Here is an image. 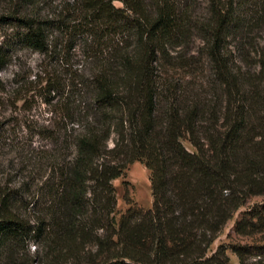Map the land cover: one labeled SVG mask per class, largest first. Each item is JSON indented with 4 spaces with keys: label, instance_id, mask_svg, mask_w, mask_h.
<instances>
[{
    "label": "trees",
    "instance_id": "1",
    "mask_svg": "<svg viewBox=\"0 0 264 264\" xmlns=\"http://www.w3.org/2000/svg\"><path fill=\"white\" fill-rule=\"evenodd\" d=\"M36 1L0 15V71L19 49L52 58V172L33 221L0 189V264L32 245L38 264H231L211 246L264 193V59L250 73L235 54L233 4L200 23L197 0H52L46 19L22 12ZM136 161L152 206L125 191L116 219L112 182Z\"/></svg>",
    "mask_w": 264,
    "mask_h": 264
},
{
    "label": "rangeland",
    "instance_id": "2",
    "mask_svg": "<svg viewBox=\"0 0 264 264\" xmlns=\"http://www.w3.org/2000/svg\"><path fill=\"white\" fill-rule=\"evenodd\" d=\"M62 0H56L60 2ZM16 0H0V15L18 10ZM231 2L239 16L238 34L229 39L235 54L243 61L244 69L253 73L259 61L264 59V0H220ZM52 0H37L25 6L24 14L46 19L52 15ZM117 7H122L118 2ZM210 0H197L195 8L200 23L210 18ZM17 9V10H16ZM10 26H0V42ZM200 44L194 42V50ZM72 69H78L79 51L75 52ZM52 72V58H47L28 49L17 50L4 70L0 71V189L9 188L18 194L20 210L31 221L41 211L44 182L52 172V94L44 87V77ZM193 151L192 146L182 142ZM264 178V174H263ZM116 191V219L128 205V198L143 210L152 206L150 171L136 161L130 164L122 176L112 182ZM39 200L40 205L35 204ZM29 203V204H28ZM35 205V206H33ZM33 206V207H32ZM238 227L241 233L238 232ZM227 248L226 255L231 264H264V193L250 195L228 221L211 246ZM35 246L28 250L27 264H38L41 255H36Z\"/></svg>",
    "mask_w": 264,
    "mask_h": 264
}]
</instances>
